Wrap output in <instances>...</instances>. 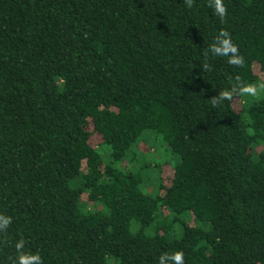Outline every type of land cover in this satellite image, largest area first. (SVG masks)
I'll use <instances>...</instances> for the list:
<instances>
[{
  "label": "trees",
  "instance_id": "trees-1",
  "mask_svg": "<svg viewBox=\"0 0 264 264\" xmlns=\"http://www.w3.org/2000/svg\"><path fill=\"white\" fill-rule=\"evenodd\" d=\"M210 3L0 0V264H264V0ZM144 130L176 159L154 194Z\"/></svg>",
  "mask_w": 264,
  "mask_h": 264
},
{
  "label": "clouds",
  "instance_id": "clouds-1",
  "mask_svg": "<svg viewBox=\"0 0 264 264\" xmlns=\"http://www.w3.org/2000/svg\"><path fill=\"white\" fill-rule=\"evenodd\" d=\"M188 7L192 6V0H185ZM211 7H214L215 14L223 19L227 13V9L223 3V0H211ZM210 52L216 56L228 57V63L232 65H240L243 63V58L239 55V49L233 44L229 34L227 32H220L217 36L214 44L210 47ZM229 53L231 55L229 56ZM225 91L220 94L217 99L212 101L213 107L220 105L223 100L231 99L233 92ZM243 94L249 95L253 98H257L264 92V84L261 85H248L240 89ZM12 219L10 216L0 214V233L5 232L11 225ZM24 247L23 240L15 244V249L18 255L15 258V264H41V257L35 254H24L21 249ZM167 261L171 264H184V256L180 251H176L170 256L166 257ZM161 264H165V260L162 259Z\"/></svg>",
  "mask_w": 264,
  "mask_h": 264
},
{
  "label": "rangeland",
  "instance_id": "rangeland-1",
  "mask_svg": "<svg viewBox=\"0 0 264 264\" xmlns=\"http://www.w3.org/2000/svg\"><path fill=\"white\" fill-rule=\"evenodd\" d=\"M240 106L241 100H236L234 102V107L239 109ZM163 144L165 143L153 131L144 130L138 140L127 152V158L129 156H136L141 163H144V165L146 164L145 167H142L139 170L144 178L142 180V188L145 193L154 194L153 189L155 188L157 181H159L160 168H163L164 165H173L176 161L175 156H172L170 151L167 150L168 147L166 148ZM132 162L131 166L137 167L136 162Z\"/></svg>",
  "mask_w": 264,
  "mask_h": 264
}]
</instances>
